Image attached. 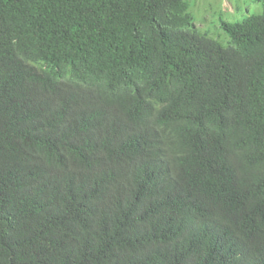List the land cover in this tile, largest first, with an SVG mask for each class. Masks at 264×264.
Instances as JSON below:
<instances>
[{"label":"trees","instance_id":"obj_1","mask_svg":"<svg viewBox=\"0 0 264 264\" xmlns=\"http://www.w3.org/2000/svg\"><path fill=\"white\" fill-rule=\"evenodd\" d=\"M188 2L0 0V264H264V0Z\"/></svg>","mask_w":264,"mask_h":264},{"label":"rangeland","instance_id":"obj_2","mask_svg":"<svg viewBox=\"0 0 264 264\" xmlns=\"http://www.w3.org/2000/svg\"><path fill=\"white\" fill-rule=\"evenodd\" d=\"M189 11L194 17L195 24L202 31H209L211 34L219 33L220 20L225 17L224 9L230 10L237 5L244 7L250 13L260 9V3H246L245 0H188ZM245 4V5H244ZM224 39V37H222Z\"/></svg>","mask_w":264,"mask_h":264}]
</instances>
